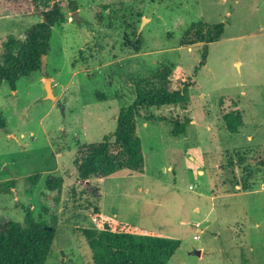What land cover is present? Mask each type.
<instances>
[{
  "label": "rangeland",
  "instance_id": "obj_1",
  "mask_svg": "<svg viewBox=\"0 0 264 264\" xmlns=\"http://www.w3.org/2000/svg\"><path fill=\"white\" fill-rule=\"evenodd\" d=\"M55 1L65 18L46 73L0 86V184L16 182L0 192V222L23 223L31 209L54 226L46 264H92L78 230L105 225L178 240L168 264H264V0ZM39 22L0 16V63L4 43ZM198 23L224 26L204 66V45L181 46ZM159 73L185 77L189 102L141 111L144 173L79 181L81 149L113 142L137 84ZM229 113H240L236 132ZM49 176L62 186L47 189Z\"/></svg>",
  "mask_w": 264,
  "mask_h": 264
},
{
  "label": "trees",
  "instance_id": "obj_2",
  "mask_svg": "<svg viewBox=\"0 0 264 264\" xmlns=\"http://www.w3.org/2000/svg\"><path fill=\"white\" fill-rule=\"evenodd\" d=\"M74 11H77L76 7ZM14 14L41 18V22L26 32L24 39L9 38L3 45L5 52L0 63V86L7 83L11 90L16 91L21 78L42 71L41 58L50 52L53 28L65 17L60 3L55 0H0V16ZM223 34V24L209 26L198 23L186 33L181 46L204 45L201 63L204 66L208 45L219 41ZM186 82L185 77L174 82L171 73H159L139 82L135 101L123 109L117 119L114 141L106 138L100 144L81 149L76 160L79 181L103 179L123 170L144 173L145 160L142 141L137 134V119L142 110L189 102L190 85ZM225 119L231 132L238 131L242 126L240 113H229ZM7 127L8 121L0 111V131H5ZM183 130L182 125L177 123L173 133L178 136ZM62 182V179L49 176L46 187L54 191L62 186ZM15 185L14 180L2 183L0 192L9 193ZM244 191L249 190L241 192ZM78 232L90 247L92 264H168L180 246L178 240L121 232L109 225H105L103 230L84 228ZM56 234L57 229L37 220L31 209L26 210L23 223L0 222V264H46Z\"/></svg>",
  "mask_w": 264,
  "mask_h": 264
},
{
  "label": "water",
  "instance_id": "obj_3",
  "mask_svg": "<svg viewBox=\"0 0 264 264\" xmlns=\"http://www.w3.org/2000/svg\"><path fill=\"white\" fill-rule=\"evenodd\" d=\"M75 16L77 15V12L74 13ZM41 62H42V72L46 73L47 71V56L43 55L41 58ZM45 87H46V91H47V96L52 97V92H51V88H50V80L47 79L45 82Z\"/></svg>",
  "mask_w": 264,
  "mask_h": 264
}]
</instances>
